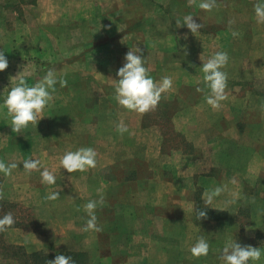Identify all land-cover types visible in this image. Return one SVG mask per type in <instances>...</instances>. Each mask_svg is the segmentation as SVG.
I'll use <instances>...</instances> for the list:
<instances>
[{"label": "rangeland", "instance_id": "obj_1", "mask_svg": "<svg viewBox=\"0 0 264 264\" xmlns=\"http://www.w3.org/2000/svg\"><path fill=\"white\" fill-rule=\"evenodd\" d=\"M17 1V5L9 6V4L5 5L4 3L2 6L4 15L0 30L3 32V38L0 40V47H3L2 51L8 60V68L3 71L4 76H10L12 70L15 71L14 75H17L16 77L22 75V69L24 72L32 73V68L35 66L37 71H41V75L46 74L48 65L47 61L44 60H54L56 58L55 62L66 63L56 69V72L58 76L63 75L67 82H70V80H84V78L88 79L90 77H93V80L104 78L105 73H97L94 70L96 68L94 62L100 57L92 59V55H74L70 53L73 50L69 46L82 42L85 47V38L87 36L85 33L88 32V29L85 30L79 24H75V27L64 28L61 32H58L57 24L63 16L71 19L98 14V10L92 8L95 0L51 2L42 4V6L35 9L26 5L29 0ZM158 1L164 4H162L164 8V12L162 13L156 11L154 6L149 3L145 4L142 0H102V4L104 3L105 5V3L114 2L113 5H106L104 8L110 9L114 6L118 10L116 12L117 15L129 20V23L124 24L125 28L130 26L135 29L138 23H140L135 22V20L137 21L141 14L145 13L148 18H152V20L145 23V33L148 38V48H144L145 52L143 54L145 66L152 67L155 66L158 60L159 63L165 61L164 51L162 53L160 49V42L149 39L153 33L154 35L157 33L160 35L169 34L170 45L182 49L181 55L173 58L169 57L170 60L180 62L183 59L187 65L189 61L193 64V67L188 65L187 68L183 69V63L177 62L178 68L173 70H168L167 68L162 70L161 68L157 72L149 71V74L154 80L158 79L159 81L162 77L168 76L173 81L171 90L162 94V98L158 104L163 107L160 108L159 117H155V109L154 111L148 112L149 116L147 114L145 118V122L149 124H154L156 120L157 125L152 126H157L156 128H159L163 134L164 139L161 140V152L156 153L152 151L150 154H145L136 147L145 141L155 148L158 140L155 141L154 135L151 133L139 135L136 132L131 133L130 131L129 133L128 131L121 135L116 131V123L123 120L127 126H131L129 124L130 120L132 119L134 122V117L136 115L138 116V113L129 111L118 105L114 99L113 87L110 88L109 93H106L105 87L101 86L85 85L75 87L67 85L66 87H60L59 83H57L55 86L56 90L53 93V99L45 108V110L48 109L50 111V117L44 119V121L40 119L36 127L30 123L25 128L26 135H23L24 138L21 142H24L32 149L31 151L34 153L35 159H41L38 153H40L43 145L50 148L48 151H50L52 160H59V157L65 152L75 151L78 147H91L97 153V164L95 168H91L85 172L77 171L76 176H74L75 172L68 173L67 176L75 177L77 180L67 185L60 184L59 186L56 184L55 190L59 191V198L50 200L47 204L49 207L40 208L44 214V218L46 219L47 217L50 223L49 238L52 244L47 250L53 252L55 256L63 253V249L59 244L56 245L55 242L59 243L65 240V233L62 229L68 227V223H71L72 229L70 232H78V234L82 235V240L88 250L93 247V237L96 232L83 230L82 226H84L88 218L83 210V206L89 200H99V196L102 194L104 203L102 206L98 204L95 210L97 222L105 223L108 221L109 223L115 224L116 228L119 229L114 232L116 236L114 242L115 258H103V264H123L121 262L122 258L118 257V255H122V250H120L118 243L120 246L126 244L124 234H127L126 240H128L127 224H129L131 226V239H135V244H138L140 236L144 235V232L139 231V224L142 221L141 214H143L145 208L150 206L154 208L149 203L152 195L149 191L142 190L140 184L137 182L127 183L128 189L138 192L136 198L132 199V202L130 200L122 202L117 198L106 196L108 193L106 191L104 192V184L106 180H111L117 176H125L127 179L136 175L143 177L161 174L164 178L169 179H175L177 176L184 178L183 174H186V172L191 173L196 169L193 165L198 163L199 157L195 158L197 161L195 163L193 159L187 161L180 156L181 152L191 154L194 151L192 141H189L185 134L175 130L172 127L170 119L174 111L187 104L186 101H188L189 105V102H193L196 97L202 96L203 94V100H200L198 103H190L189 108L190 111L196 108L195 121L198 124L211 122L215 116L224 113H228V117L233 121V125L227 129V136H220L219 133H216L214 129L217 126L213 128L212 133L210 132L206 136V138L208 137L207 141L203 136L196 140L197 147L200 148V152H203L202 157H206V162L202 166L204 170L211 168L209 164L212 161V156L208 153L209 149L206 148H209L212 142L224 141L221 137H227L226 141H224V146H228V149L222 152V155L225 153L227 158L234 160L237 155H242L241 151L231 150L233 148L235 149L236 144H250V142H254V137L259 132L264 134V127L262 130H257L255 136H251L250 129H246V123L259 122L256 117L255 120H251L249 117L253 119L257 111L260 114L264 110V107H262L264 106V102L261 101L262 96L260 94L264 92V49H261L264 46V24L255 23L260 33L256 39H254V35L252 38L250 29L253 21L252 11H254L252 4L245 0H216L218 7L210 12H206L196 6H189L188 0ZM169 2H172V4H168ZM86 4H89L91 7H86ZM186 15L193 16V19L197 23L202 24V27L195 34L185 25L177 27L176 21L180 20L182 23ZM43 21L52 22L50 31L52 36L55 33H62L63 38L61 40H57L52 36L49 38L50 33L46 29L49 24H44ZM53 22L57 23L55 24ZM101 25L94 26L95 31L100 32ZM114 27L118 37L123 34V23H115ZM129 32L132 35L134 33ZM170 32L176 34L172 35ZM233 32L237 33V35H233ZM118 39L116 38V41ZM125 39L122 38L119 41L125 42L127 41ZM131 42H133L132 39ZM135 42V46L140 49L143 48V45H140L138 40ZM49 43H51L52 48H57L60 44L63 50L62 53L56 56L55 54L51 55L50 58L47 55L44 59L42 55H34L36 48H41L46 44L50 45ZM258 44L260 45L258 47L260 50H252ZM117 45L119 44L117 43ZM117 45L115 46L116 48H118ZM11 47H15V51L18 50L19 53L11 51ZM118 50L116 49V52ZM217 51H226L229 57L226 67L222 69V71L227 73V87L225 89L227 99L221 102L219 109H213L206 103L204 97L208 94V89L202 82L203 74L201 72V66L203 62H206ZM109 59H113L116 64L114 62L109 63L108 75H115L113 78L118 79L116 72L118 67L123 66H119L118 63L123 64L125 62L124 57L121 54L120 56H113V58ZM17 67H19V70ZM187 79L190 84H183L184 87L182 89L181 82H185ZM192 81L197 83L192 85L194 84ZM197 87L203 88L204 92H197ZM107 94L109 96L104 97ZM101 98L107 99L109 102H100L99 99ZM236 111L241 112L238 114ZM243 111L248 115H244ZM234 123H236V126ZM221 125H224L222 121ZM240 128L241 132L238 133L237 129ZM42 131L45 133V136L42 135ZM220 138L221 140H219ZM210 140L211 142H209ZM261 141L264 142V140ZM204 143H208L206 148H204ZM198 156H200L199 153ZM226 156L223 155L224 158ZM156 161H162V164L156 163ZM110 162H113V164L110 165ZM152 164L158 169L153 171L154 167H150ZM205 164L207 167H204ZM120 186L121 184L117 185V187ZM159 188L162 190L166 189V187ZM73 190H76V192L80 191L83 197L78 198L80 200L76 199V196L74 197L73 195ZM200 194L201 187L198 186L194 190L195 202L196 205L202 206L199 202ZM153 200L155 201V199ZM162 203L164 205L162 206L164 211L166 210L173 214L181 206H186L184 205L185 202L182 203L180 198L171 199L163 197L160 199V205ZM129 205L130 211L124 210ZM77 208L80 210L77 211ZM27 209L23 204L12 205L11 203H6L2 210L4 214L11 212L14 216H22L20 217L21 219H26L27 216L34 219V216L27 213ZM122 211H124V214ZM242 212L244 213L243 221L245 220L248 223L247 219L249 215L246 213V210H242ZM36 220L38 221L37 218ZM32 223L31 227L37 226L36 222L32 221ZM151 224L158 225V221L154 220ZM169 231L166 232L168 236L172 234ZM194 231H196V227L193 225L189 232L191 234L190 238H192ZM101 239L106 242V235H101ZM190 241L191 239L184 238L186 247L190 246ZM11 250L10 248V251H6L0 247V257L2 258L0 264H18L17 259L13 257L15 251L11 252ZM20 251H18V255L21 254ZM105 253L106 248L100 254ZM43 256L50 258L48 257L49 255L44 253Z\"/></svg>", "mask_w": 264, "mask_h": 264}, {"label": "crops", "instance_id": "obj_2", "mask_svg": "<svg viewBox=\"0 0 264 264\" xmlns=\"http://www.w3.org/2000/svg\"><path fill=\"white\" fill-rule=\"evenodd\" d=\"M61 1L66 0H29L27 1L28 3H26V5H29L31 8L35 9L45 3ZM70 1L76 2V0ZM245 1L251 3L252 6L257 2V0ZM142 2L145 4L149 3L150 5L154 6L156 11L159 13L164 12V8L162 7L163 3L158 0H142ZM4 3L5 5L9 4V6H13L17 5L18 1L0 0V27H2L3 23L4 14L2 6ZM113 4L114 2H110L105 3L104 5V3L102 4V0H95L92 4V8L97 9L98 14L92 16L86 15L84 18L81 16L80 18L71 19L63 16L60 18L58 23L53 22L58 24V32H61L64 28L66 29L72 26L75 27V24H79L85 30L88 29V32L85 33L87 34L85 38V47L84 43L82 42L80 44L77 43L75 45L69 46V48L73 50V52L70 53H73L74 55H92V59L95 57H100L96 62H94L96 64V68H94V70L97 73H105L104 78L99 77L100 80H93V77L88 79L84 78V80H70V82H67V85L75 87H81L85 85L101 86L105 87L106 93H109L110 88L113 87V77L115 76L108 75L109 63L114 62L113 59L109 58H113V56H120L121 54L122 57H125V54L129 50H134L136 47V44H134L136 43V40H138L140 45H143L142 50L144 48H148V38L147 34L145 33V23L152 20V18H148L147 14L145 13L141 14L137 21L135 20V22H140L135 27V29L138 30H135L130 26L125 28L124 24L129 20L117 15L116 12L118 10H116L114 6H112L110 9L104 8L106 5ZM168 4L171 5L172 2H169ZM85 6L91 7L89 4H86ZM252 13L253 21L250 26L251 36L253 38L254 35V39H256L260 31L258 30V27L255 26L256 18L254 11H252ZM43 23L49 24L46 29L50 33L49 38H51L52 34L50 31L52 22L43 21ZM115 23H123L124 32L119 37L115 33ZM91 24L93 25L92 27ZM98 24H102L100 32L95 31L94 29V26H97ZM129 31L134 32L133 35L130 34ZM170 33L172 35L176 34L174 32ZM157 34L154 35L153 33L149 39L160 42V49L162 53L164 51L165 61L159 63L158 60L155 66L152 67L145 66L149 71L157 72L161 68L162 70H165L166 68L168 70H173L178 68L177 62L183 63V69L187 68L188 65L193 67L191 61H189L187 65L186 61L183 59H181L180 62L170 60L169 57L173 58L181 55L182 49H179L178 47H172L170 45L169 34ZM52 37L57 40H61L63 38V34L55 33V35ZM2 38L3 32L0 30V40H2ZM116 38H119L118 41H116ZM122 38L127 41H119ZM131 39L133 42H131ZM116 42L119 45H117ZM49 44L50 45L46 44L41 48H36L34 50V55H42V58L44 59V57L47 55L50 58L51 55L55 54L56 56L57 54L62 53L63 50L61 49L60 44L57 48H52L51 43ZM115 44L118 46V48L115 47ZM172 45H174V43H172ZM15 47H11V51H14V53H19L18 50L15 51ZM258 47H260L259 44L253 47L252 50H260ZM2 48L3 47H0V51H2ZM116 49H119L118 52H116ZM261 49H264V46ZM144 52L145 49L143 50L142 55ZM55 59L44 60L47 61L48 69L56 70L66 64L64 62H55ZM118 65L120 66L123 64L118 63ZM35 67L32 68V73L24 72L23 69L21 70V76L24 78H34L33 84L45 75H41V71H37ZM120 67H118V69ZM17 69L19 70V67H17ZM14 73L15 71L12 70L10 76L6 75V77L3 75V71L0 72V96L3 94L6 95L7 91L10 90V88L14 86L16 81L19 79L20 76L15 78ZM155 80L158 81V79ZM181 83L182 89L184 87L183 84H190L188 79L185 80V82L182 81ZM192 83V85H195L197 82L192 81ZM260 94L262 96L261 101L264 102V92ZM108 96L109 94L104 97ZM3 98L0 100V103L3 102ZM200 100H203V94L202 96L200 95L196 97L193 102L198 103ZM99 101L109 102V100L103 98L99 99ZM193 102H189L188 105V101H186L187 104L174 111V113L170 116V119L172 127L175 130L185 134L186 138L189 141H192V147L194 148V151L191 154L181 152L180 156L182 159H186L187 161L191 159L195 160V158L199 157L200 159L198 163L193 165L196 169H194L191 173L186 172V174H183L184 178L177 176L175 179H169L164 178L161 174L143 177L136 175L127 179L125 176H117L111 180H106V183L104 184V192L106 191L108 193L106 196L117 198L122 202L129 200L132 202V199L136 198L138 192L128 189L127 183L137 182L140 184L142 190L149 191L152 195L149 203L153 205L154 208L150 206L144 209L143 214H141L142 221L139 224V231L144 232V235H142L144 237L140 236L138 244H135V239H131V226L127 224L129 238L126 240L127 234H124V241H126V244L120 246L118 243L120 250H122V255H118V257L122 258L119 259H121L123 264H224V261L220 258L221 250L224 247L226 241L234 239L241 245H252L253 247L260 248L262 251L261 259L255 262L249 261V264H264V142L261 141L264 140V134L259 132L258 135L255 136L256 131L262 130L264 127V110H262L260 114H258L259 111H257L253 119L252 117L250 118L248 116L251 120H255V117L257 120H259V122L246 123V129H250L251 136H255L254 142L252 141L250 144H236L235 149L233 148L231 150L241 151L242 155H237L234 160L227 158L225 153H223V155L226 156V158H224L222 155V152L227 151L228 149V146H224V141H226L227 137H221L224 141H219L217 143L212 142L209 148H206L208 143H204V148L209 149L208 153L212 156V161L209 164L211 168L204 170L202 169V166L206 162V157H202L203 152H200V148L197 147L196 140L203 136L207 141L208 137L206 138V136H208L210 132L212 133L213 128L217 126L218 127L214 129L216 130V133H219L220 136H227V129L233 125V121L228 117V113H224L215 116V121L212 120L213 122L209 121L208 123L206 122L204 124H198L195 121L196 108H193L194 110L191 111L189 110L190 103ZM160 108L163 107L158 105L155 110L156 118L159 117V112L161 111ZM6 111V109L0 110V160H3L5 163L17 162L18 167L13 170L11 176L5 177L2 173H0V188H2L4 192V198L0 200V217L4 215V211L2 209L4 208L5 204L11 203L12 205L23 204L28 208L27 213H30V215L34 216L35 218L32 219L27 216L26 219H21L20 217L22 216H14L12 213L15 219V224L10 228H7L5 231L0 232V244L21 246L24 248V251L28 253L39 251L42 253V255L43 253L49 255L48 257L50 258H47V260H52L55 258V255L53 252L47 250L52 244L49 238L50 223L47 217L46 219L44 218V214L40 208L49 207L47 204L50 202V200L46 199V196L49 193L56 191V184L59 186L60 184L67 185L68 183L76 181L77 178L67 176V170L59 168V160H52L50 151H48L50 148L48 146L46 147L45 145L42 146L43 148H41L40 153H38L41 156V159L39 160L42 164L40 171H43L44 168H48V170L54 172L56 176L55 184H42L40 171H33L30 175L27 174L23 169L22 161L30 158L35 159V156L31 151L32 149L24 142H21L24 138L23 135H26V129H22L19 134L13 133L11 126L9 125L10 119L5 115ZM236 112L240 114L241 111ZM147 114L142 116L140 114H138V116L136 115L134 117V122L132 119L130 120L129 124L131 126L128 125V129H130L129 133L130 131L131 133L136 132L139 135L151 133L154 135L155 141L158 140V144L155 148L150 146L149 143L145 141L136 147H138V149L145 154H150L152 151L159 153V151L161 152L160 149L162 147L161 140L164 139L163 134L159 128H156L157 126H152L157 125L156 120L154 121V124L145 122ZM243 114L245 115L246 112L243 111ZM43 115L44 117L41 118V120L44 121V119H48V117H50V111H48V109H44ZM221 121L224 123L223 126L221 125ZM234 125L236 126V123H234ZM240 130L241 128L237 129L238 133L241 132ZM42 135L45 136L43 131ZM221 138L219 140H221ZM209 142H211V140ZM198 153L200 156H198ZM196 162L197 161L195 160V163ZM156 163L162 164V161H156ZM109 164L111 165L113 162H110ZM150 167H154L153 171L158 169L155 168V165L153 164ZM204 167H207V165L205 164ZM75 174L76 172L74 173V176H76ZM118 184H121V186L117 187ZM198 186L201 187L200 203L202 206L200 207L209 209L217 208L216 210L225 209L219 210L225 213L223 218L196 219L195 209L197 205L195 202L196 198L194 195V190ZM218 186L224 187L223 193L216 197L209 207H206L202 199L203 193ZM159 187H166V189L162 190ZM73 195L74 197L76 196V199L83 197V194L80 191L76 192V190H73ZM163 197L171 199L180 198L182 203L185 202L184 205L186 206H181V208L175 214L166 210L164 211V208H162V206H164L163 203L160 205V199ZM153 199H155V201ZM231 201L234 202L229 203ZM260 203L262 204L261 206ZM124 210L130 211V205ZM242 210H246V213L249 215L247 219L248 223L245 222V220L243 221L244 213ZM122 213L124 214V211H122ZM154 220L158 221V225L151 224L154 222ZM32 221L36 222L37 226L31 227L33 224ZM97 224L102 228V231H95L96 233L94 234L92 244L93 247L90 250H88L87 246L84 244L82 235L78 234V232H70L72 229L71 223H68V227L62 229V231L65 233V240L55 243L56 245H60V247L63 249L62 254L66 256L68 255V252L78 253L81 255V262L75 264H103V258H115L114 242L116 240V236L114 232L119 229L116 228L115 224L109 223L108 221L105 223L97 222ZM193 225L196 227V231L193 232L192 238H190L191 234L189 232L191 230V226ZM75 230L77 231L76 228ZM168 230L172 232V234L169 236L166 234ZM104 234L107 238L106 242L101 239V235L103 236ZM184 235L186 238L191 239L189 247H186L184 244ZM199 237H204L208 241L209 252L207 256L194 258L192 257L189 249L195 244ZM105 248L106 253L100 254ZM0 259V261H2L1 257ZM16 261L19 263L18 260ZM44 264H46V262Z\"/></svg>", "mask_w": 264, "mask_h": 264}, {"label": "clouds", "instance_id": "obj_3", "mask_svg": "<svg viewBox=\"0 0 264 264\" xmlns=\"http://www.w3.org/2000/svg\"><path fill=\"white\" fill-rule=\"evenodd\" d=\"M188 4L206 12H210L218 7L216 0H188ZM253 8L256 22L264 24V0H257ZM176 24L177 27L185 25L193 34L198 32L202 27V24L197 23L191 15H186L182 23L180 20H177ZM233 35H237V33L233 32ZM142 52L143 50L136 46L134 50H129L125 54V62L116 72L118 79H113L114 83L112 85L114 88V99L118 105L129 111H134L141 116L154 111L162 98V94L171 90L173 86L171 77L164 76L159 81L151 77L148 68L145 67ZM228 59L226 51H217L206 62H203L201 66L203 74L202 82L208 89L205 100L213 109H219L221 102L227 99L225 93L227 73L222 71V69L226 67ZM7 68L8 60L4 52L0 51V72ZM57 83H59L60 87L67 86V80L63 75L58 76L55 69H48L40 80L31 85H29L23 76L19 77L15 85L7 91L3 102L0 103V110H7L5 115L10 119L9 125L13 133L19 134L30 123L36 127L38 121L44 117V109L53 99ZM196 91L204 92V89L197 87ZM115 128L121 135L129 131L128 126L123 120L116 123ZM96 156V151L91 147H81L75 151H67L59 157V168L67 170L68 173L85 172L96 167ZM22 165L25 172L29 175L33 171H40L42 167L39 159L31 158L23 160ZM17 167V162L5 163L3 160H0V173L5 177L11 176L13 170ZM40 177L42 184L53 185L56 182L54 172L48 170V168L40 171ZM223 191L224 187L218 186L203 193L202 199L204 205L209 207L214 199L220 196ZM3 198L4 192L0 188V200ZM58 198V191L51 192L46 196L48 200H56ZM103 203L104 197L100 194L99 200H89L83 206V210L88 217L83 227L84 231H102V228L97 224L95 210L98 204L102 206ZM79 210L77 208V211ZM195 217L197 220L206 219L207 213L202 209H195ZM14 224L15 219L12 213L4 214L0 217V232L5 231ZM189 251L194 258L207 256L209 243L204 237H199L195 244L190 247ZM261 256L262 251L260 248L253 247L252 245H241L234 239H230L226 241L222 248L220 258L224 261V264H249V261H259ZM46 264H74V261L70 256L57 254L54 259L48 260Z\"/></svg>", "mask_w": 264, "mask_h": 264}, {"label": "trees", "instance_id": "obj_4", "mask_svg": "<svg viewBox=\"0 0 264 264\" xmlns=\"http://www.w3.org/2000/svg\"><path fill=\"white\" fill-rule=\"evenodd\" d=\"M25 80L29 83V85L33 84L34 78L33 77H27L25 78ZM5 96V94L0 96V100ZM201 202V201H199ZM198 202V203H199ZM196 209H202L204 211H206L207 213V218L209 219H221L224 217V212L223 211H219L216 209H209V208H200L199 205H197ZM1 247L3 248V250L6 251H10V248L12 249L11 252L15 251L13 253V257L14 259L18 260V264H44L45 262H47V258H45L41 252L39 251H34V252H26L24 251V248H22L21 246H14V245H6V244H0ZM21 250V251H20ZM18 251L21 252V254L18 255ZM72 258V260L75 263H80V254L78 253H73V252H68V255Z\"/></svg>", "mask_w": 264, "mask_h": 264}]
</instances>
